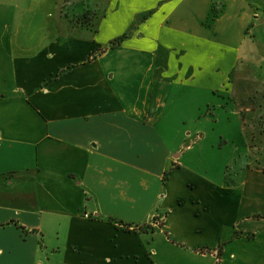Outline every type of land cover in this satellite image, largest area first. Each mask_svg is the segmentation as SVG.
Instances as JSON below:
<instances>
[{"label":"crops","instance_id":"0c3cea01","mask_svg":"<svg viewBox=\"0 0 264 264\" xmlns=\"http://www.w3.org/2000/svg\"><path fill=\"white\" fill-rule=\"evenodd\" d=\"M65 4L0 0V264H264L259 152L194 170L173 109L264 96V0H101L94 29Z\"/></svg>","mask_w":264,"mask_h":264},{"label":"rangeland","instance_id":"374dc122","mask_svg":"<svg viewBox=\"0 0 264 264\" xmlns=\"http://www.w3.org/2000/svg\"><path fill=\"white\" fill-rule=\"evenodd\" d=\"M103 1V0H102ZM91 2V3H90ZM101 0H67L65 12L72 16V21L77 25L95 28L96 19L105 12L98 6ZM59 14L60 8L56 10ZM55 12V10H53ZM264 39V38H263ZM174 91L178 93L176 105L181 117V133L176 134V146L184 148L192 142V137L205 134L203 144L185 157L186 163L194 170L207 171L212 178L219 179L220 175L231 174V167L237 166L235 145L242 144L249 150L250 156L259 152V157L264 162V96L253 93L238 99H224L220 95L213 96L219 104L210 101L212 97L201 90L192 91L189 85L176 84ZM246 100H243L245 99ZM194 99V101H193ZM204 105L201 112L198 106ZM209 104V105H208ZM250 107L248 112L244 108ZM183 118L186 121H183ZM178 135V136H177ZM258 144L255 150L252 144ZM257 250L258 248L255 247ZM245 251L244 261L239 264H261V261L250 260V253ZM264 255V248L258 250Z\"/></svg>","mask_w":264,"mask_h":264},{"label":"trees","instance_id":"16d2710c","mask_svg":"<svg viewBox=\"0 0 264 264\" xmlns=\"http://www.w3.org/2000/svg\"><path fill=\"white\" fill-rule=\"evenodd\" d=\"M126 37H128V33H125L123 36H121L119 39H117V40L115 41V43L120 42L121 40L125 39Z\"/></svg>","mask_w":264,"mask_h":264}]
</instances>
